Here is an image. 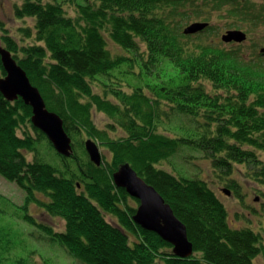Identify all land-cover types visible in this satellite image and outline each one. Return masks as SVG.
Returning <instances> with one entry per match:
<instances>
[{
  "label": "trees",
  "instance_id": "obj_1",
  "mask_svg": "<svg viewBox=\"0 0 264 264\" xmlns=\"http://www.w3.org/2000/svg\"><path fill=\"white\" fill-rule=\"evenodd\" d=\"M210 2L217 7L212 13L242 18L233 7L219 8L229 0ZM185 4L196 7L195 0H21L15 18L33 22L18 29V42L0 23L1 45L74 142L70 157L59 155L31 124V108L0 93V176L25 192L20 209L36 205L65 221L61 233L40 226L84 264H253L264 252L254 231L229 226L226 208L204 180L160 166L184 148L200 150L226 186L236 188L232 176L239 166L264 188V68L248 66L239 53L222 48L221 33L208 37L211 45L184 35L183 23L193 17ZM107 37L124 54L111 52ZM134 64L147 74L160 67L165 76L170 66L172 73L168 80L142 84ZM93 112L110 123L97 128ZM174 114L186 117V124H165L163 118L170 122ZM82 131L105 147L109 161L90 163L78 139ZM108 131L122 137L113 139ZM46 154L53 163L43 159ZM125 163L185 225L191 258H176L169 243L135 226L139 201L113 182ZM107 214L115 221L107 222ZM24 220L36 224L28 213Z\"/></svg>",
  "mask_w": 264,
  "mask_h": 264
},
{
  "label": "rangeland",
  "instance_id": "obj_2",
  "mask_svg": "<svg viewBox=\"0 0 264 264\" xmlns=\"http://www.w3.org/2000/svg\"><path fill=\"white\" fill-rule=\"evenodd\" d=\"M214 1L216 2L218 0ZM20 3L21 0H0V23L3 28L9 29L12 39L16 42H18V39L22 40L21 33L18 29L33 22L29 18L24 20L15 18L14 6L15 4ZM196 6H198V11L201 12V5ZM232 7L237 9L235 11L239 12L242 18L238 17L230 19L226 16L227 13L223 16H220L218 12L212 13V10L217 8L215 6L209 8L208 12H201L197 16L214 23L216 27H218V32H220L224 29L236 27L242 24V22H245L248 16L252 14L251 12H246L245 7L239 2L234 5L229 3L219 8L231 9ZM192 22L193 21H185L183 23V27ZM251 26L252 25L250 24L249 30H252ZM216 33L217 32H213L209 35H202L200 38L207 43L204 45H211L208 43L210 41L208 40V37L212 34L216 35ZM195 37L196 36H193L191 38ZM28 41L29 40H25L24 42ZM106 42L108 43V48L111 52L114 54H124L119 47L109 40L108 37L106 38ZM219 42L220 41L217 40L214 44H221V42ZM143 48L145 47H142V49ZM240 49L245 51L246 47H240ZM140 66L141 67L134 64L131 69L133 70L134 75H138L136 79L131 73H129V76L133 77L136 81L141 80L142 84L152 85L159 82V80H168L169 75L172 73L171 66L167 70V74H165V76H162L165 71H160V67H152L153 69L149 72L151 73L150 75L149 73L147 74V69L143 65ZM155 74L160 76L158 78H154L153 76ZM147 96H149V94H147ZM163 109L164 111L169 112L167 107H164ZM173 116L174 117H169L170 122H167V120L163 118L165 124L174 127H177L178 125L184 126V124H186V117L179 116L178 118H175L177 117L175 114ZM93 117L94 118L92 120L97 128L104 129L110 123L108 117L103 113L93 112ZM160 118L162 119V117ZM195 123L197 122H192L191 125H195ZM120 135V131L115 133L108 131V136L113 139L122 137ZM78 139L81 140L79 141L82 143L84 149L85 142L87 140L92 141L99 149L101 160L104 158L107 161L110 160L111 155L105 147H103L100 142L95 139L85 136L84 131L81 132ZM73 144L74 142L72 140V152H74ZM31 159L32 158H30V160ZM43 159L49 163H53V160H55V158L53 159L50 154H46ZM170 161L171 164L165 162L160 165L161 168L173 172L176 175L186 176L190 179L204 180L215 192L216 196L226 208L229 226L232 229L237 230L249 228L254 231V233L258 234L259 240L256 246L264 247V188L249 179L243 167L235 166L232 178L236 181L237 186L233 189L234 187L230 188L226 186V182H221V180H219L216 170H212L211 168V160L201 154L200 150L184 148L182 151H178L172 158H170ZM90 163L95 165V163L91 160ZM77 186L80 188L79 184ZM120 189L125 190L124 188ZM222 189L226 190L225 194L222 193ZM0 196V264H84L67 254L57 241L51 240L48 230H44L43 228L36 226V224L33 225L27 220H24V214L28 213L35 221L38 220L45 227L51 228L53 232L63 230L64 222L60 218L49 217L45 214L43 209L36 207V205H31L28 212L20 209L19 207L24 203L26 197L25 192L1 176ZM105 219L107 222L115 221V218L109 214L105 216ZM192 256L193 253L185 259L191 258ZM197 258L201 259V256L199 255ZM246 261H248V258ZM252 263L264 264V252L256 256L255 259H252ZM202 264L206 263L202 262Z\"/></svg>",
  "mask_w": 264,
  "mask_h": 264
},
{
  "label": "water",
  "instance_id": "obj_3",
  "mask_svg": "<svg viewBox=\"0 0 264 264\" xmlns=\"http://www.w3.org/2000/svg\"><path fill=\"white\" fill-rule=\"evenodd\" d=\"M206 27V24L194 23L184 29V34H193ZM245 35L239 31H229L223 37L224 42H242ZM264 51V49L262 50ZM0 61L5 75L0 77V93L8 101L20 98L31 108V124L43 133L57 153L69 157L72 153L71 138L63 127L59 115L46 108L40 91L32 85L26 72L12 57L10 51L0 43ZM85 150L89 159L100 166L102 163L99 149L90 140L85 142ZM116 187L124 188L130 197L139 201V206L132 217L143 229L156 233L162 240L175 246L174 254L187 258L193 253V245L188 239L185 225L174 215L170 205L156 191L147 184L129 165L121 164L113 174ZM222 189V193H226Z\"/></svg>",
  "mask_w": 264,
  "mask_h": 264
},
{
  "label": "flooded vegetation",
  "instance_id": "obj_4",
  "mask_svg": "<svg viewBox=\"0 0 264 264\" xmlns=\"http://www.w3.org/2000/svg\"><path fill=\"white\" fill-rule=\"evenodd\" d=\"M211 0H208L205 2V0H196V5H201L202 11L201 12H208L209 8L214 7L213 3L210 2ZM241 3H245L249 0H238ZM256 2L253 3H246L245 10L246 12H251L252 14L248 16V18L245 20V22H242V24L231 27L230 30H239L243 31L246 34V40L240 44H237L235 42H231L228 44V46L232 47H246L245 50V60L252 63H258L260 61L264 62V54H260V50L262 47H264L263 44V38H264V0H255ZM183 3H185V0H182ZM185 6L189 9L191 7H188L186 4ZM193 15L198 17L201 12L198 11V6L193 8ZM204 19V18H203ZM202 22H206V20L200 19ZM250 24L252 25V30H249ZM228 29H224V32ZM204 32V31H202ZM201 33V32H200Z\"/></svg>",
  "mask_w": 264,
  "mask_h": 264
},
{
  "label": "bare ground",
  "instance_id": "obj_5",
  "mask_svg": "<svg viewBox=\"0 0 264 264\" xmlns=\"http://www.w3.org/2000/svg\"><path fill=\"white\" fill-rule=\"evenodd\" d=\"M230 1V4H232V5H234V4H236V3H238L239 1L238 0H229ZM250 1V2H249ZM249 1H247V2H245V3H252V2H254L253 0H249ZM192 5V4H191ZM229 31H236V30H230V28H228V30L227 31H225L224 32V35L227 33V32H229ZM223 35V36H224ZM222 36V37H223ZM221 41H222V38H221ZM226 44H224L222 47H224ZM61 118V117H60ZM94 118V117H93ZM62 119V118H61ZM63 127H64V125H63ZM71 141H72V139H71ZM55 150V149H54ZM56 151V150H55ZM57 152V151H56ZM99 167V166H98ZM262 178H264V177H262ZM44 212H45V214L46 215H48L49 217H55V216H51L48 212H46L45 210H43ZM56 218H59L58 217V215H57V217ZM61 219V218H60ZM63 222H64V227H63V230L65 229V221L63 220V219H61ZM30 223H32L33 225H35V223L33 222V221H29ZM40 225H42L38 220H36V226H39V227H41ZM44 226V225H43ZM135 226H137V227H139L140 229H143L142 228V226L140 225V224H138V223H135ZM45 227V226H44ZM47 228V227H46ZM48 229H51V228H48ZM62 230V231H63ZM51 231L53 232V230L51 229ZM57 233H61V230L60 231H56ZM156 234V233H155ZM157 235V234H156ZM188 235V234H187ZM161 238V237H160ZM50 239H51V237H50ZM52 240V239H51ZM135 242V240L134 239H131L130 238V240H129V245L130 246H133V243ZM191 242V241H190ZM169 245H171V247H170V251H171V254L173 255V256H175L176 258H180V259H185V258H181V257H179V256H176L175 254H174V248H175V246L173 245V244H171V243H169ZM61 246V245H60ZM63 248V247H62ZM64 249V248H63ZM155 264H163L162 262H160V261H156V263Z\"/></svg>",
  "mask_w": 264,
  "mask_h": 264
}]
</instances>
